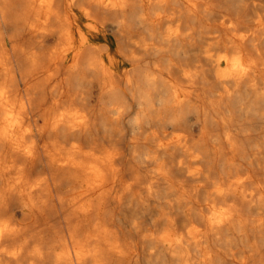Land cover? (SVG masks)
<instances>
[{"label": "bare ground", "instance_id": "bare-ground-1", "mask_svg": "<svg viewBox=\"0 0 264 264\" xmlns=\"http://www.w3.org/2000/svg\"><path fill=\"white\" fill-rule=\"evenodd\" d=\"M0 264H264V0H0Z\"/></svg>", "mask_w": 264, "mask_h": 264}, {"label": "rangeland", "instance_id": "rangeland-1", "mask_svg": "<svg viewBox=\"0 0 264 264\" xmlns=\"http://www.w3.org/2000/svg\"><path fill=\"white\" fill-rule=\"evenodd\" d=\"M196 132V131H195Z\"/></svg>", "mask_w": 264, "mask_h": 264}]
</instances>
